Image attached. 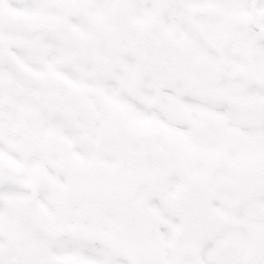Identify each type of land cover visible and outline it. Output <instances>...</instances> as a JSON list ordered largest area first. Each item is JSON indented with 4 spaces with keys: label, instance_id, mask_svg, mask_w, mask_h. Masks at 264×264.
Returning a JSON list of instances; mask_svg holds the SVG:
<instances>
[{
    "label": "snow or ice",
    "instance_id": "1",
    "mask_svg": "<svg viewBox=\"0 0 264 264\" xmlns=\"http://www.w3.org/2000/svg\"><path fill=\"white\" fill-rule=\"evenodd\" d=\"M0 264H264V0H0Z\"/></svg>",
    "mask_w": 264,
    "mask_h": 264
}]
</instances>
